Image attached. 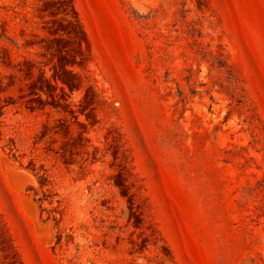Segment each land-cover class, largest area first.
Returning a JSON list of instances; mask_svg holds the SVG:
<instances>
[{
    "label": "rangeland",
    "instance_id": "rangeland-1",
    "mask_svg": "<svg viewBox=\"0 0 264 264\" xmlns=\"http://www.w3.org/2000/svg\"><path fill=\"white\" fill-rule=\"evenodd\" d=\"M0 264H264V0H0Z\"/></svg>",
    "mask_w": 264,
    "mask_h": 264
},
{
    "label": "bare ground",
    "instance_id": "bare-ground-1",
    "mask_svg": "<svg viewBox=\"0 0 264 264\" xmlns=\"http://www.w3.org/2000/svg\"><path fill=\"white\" fill-rule=\"evenodd\" d=\"M21 186V185H20ZM22 188V187H21Z\"/></svg>",
    "mask_w": 264,
    "mask_h": 264
}]
</instances>
